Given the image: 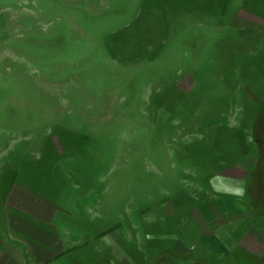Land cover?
Listing matches in <instances>:
<instances>
[{
    "label": "rangeland",
    "instance_id": "374dc122",
    "mask_svg": "<svg viewBox=\"0 0 264 264\" xmlns=\"http://www.w3.org/2000/svg\"><path fill=\"white\" fill-rule=\"evenodd\" d=\"M238 187L264 212V0H0V195L160 252L247 233Z\"/></svg>",
    "mask_w": 264,
    "mask_h": 264
},
{
    "label": "crops",
    "instance_id": "0c3cea01",
    "mask_svg": "<svg viewBox=\"0 0 264 264\" xmlns=\"http://www.w3.org/2000/svg\"><path fill=\"white\" fill-rule=\"evenodd\" d=\"M240 188V187H238ZM243 188L237 189L233 198H224L232 218L227 217L220 204L212 202L207 212L216 225L236 221L235 229L244 223L249 213L261 216L252 221L247 233H243L232 245H225L231 235L214 234L206 222L197 213L200 233V245L191 242V237L183 234L179 237H167L172 241L170 250L151 249L159 245L161 236H137V248L126 246L124 239L132 234L117 236L113 232L90 230L75 232L59 230L51 225L53 217L48 204L34 202L28 193L7 191L0 195V264H264V212H260L258 200L250 196L249 211L240 199ZM23 191V190H21ZM253 202V203H252ZM28 205L23 210L28 214H13L11 211ZM255 206V210H250ZM263 219V220H262ZM40 222L43 224L40 225ZM45 223V224H44ZM46 225V226H45ZM144 244H148L146 247ZM128 245V244H127Z\"/></svg>",
    "mask_w": 264,
    "mask_h": 264
},
{
    "label": "clouds",
    "instance_id": "9594fccd",
    "mask_svg": "<svg viewBox=\"0 0 264 264\" xmlns=\"http://www.w3.org/2000/svg\"><path fill=\"white\" fill-rule=\"evenodd\" d=\"M242 191V190H241Z\"/></svg>",
    "mask_w": 264,
    "mask_h": 264
}]
</instances>
